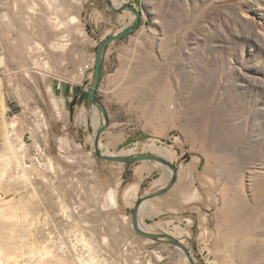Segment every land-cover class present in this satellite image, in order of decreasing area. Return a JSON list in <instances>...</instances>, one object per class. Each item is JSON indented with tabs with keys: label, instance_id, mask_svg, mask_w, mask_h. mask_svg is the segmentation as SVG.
Returning <instances> with one entry per match:
<instances>
[{
	"label": "rangeland",
	"instance_id": "rangeland-1",
	"mask_svg": "<svg viewBox=\"0 0 264 264\" xmlns=\"http://www.w3.org/2000/svg\"><path fill=\"white\" fill-rule=\"evenodd\" d=\"M120 2L141 18L103 55L112 124L101 148L155 143L178 167L175 186L141 207V226L197 264H264V47L248 37L264 38V0ZM132 20L101 0H0V264H188L131 226L136 198L169 171L96 158L97 113L71 125L48 96L77 81L85 106L97 47Z\"/></svg>",
	"mask_w": 264,
	"mask_h": 264
},
{
	"label": "water",
	"instance_id": "water-1",
	"mask_svg": "<svg viewBox=\"0 0 264 264\" xmlns=\"http://www.w3.org/2000/svg\"><path fill=\"white\" fill-rule=\"evenodd\" d=\"M101 1L105 3L106 6L115 14H120L123 12H128L132 14L133 20L128 26L124 27L118 33L106 37L96 49L93 77L88 90L87 104L88 106L93 107L97 111L100 123L98 129L94 132L93 138H91L92 133L90 132V138L92 139L91 151L96 158L103 160L105 162H112L123 165L137 163V162H154L166 168L169 171V179L165 185L157 189L147 191L136 198L131 213V226L133 231L139 237H142L153 243L170 246L175 250H177L178 252H180L182 256L187 260L188 264H197L189 248L186 247L181 241L177 240L176 238L168 234L151 233L149 231H146L139 222V214L141 207L146 202L165 195L175 186V184L178 181V167L174 165L172 162L160 156H157L153 153L109 154L103 151V149L101 148V144H100L101 135L109 126L106 110L96 97L98 86L101 80L103 54L109 44H111L114 41L120 40L123 37L129 35L131 32L135 31L140 24V18H141V12L135 9L131 4L121 3V2L115 3L113 0H101Z\"/></svg>",
	"mask_w": 264,
	"mask_h": 264
},
{
	"label": "crops",
	"instance_id": "crops-1",
	"mask_svg": "<svg viewBox=\"0 0 264 264\" xmlns=\"http://www.w3.org/2000/svg\"><path fill=\"white\" fill-rule=\"evenodd\" d=\"M128 37H130V34L127 35L125 38L123 37L124 39L122 38V39L114 41V42H121L123 40H126V38H128ZM103 61H104V59L102 58V65H103ZM84 69L86 70L87 67H85ZM101 72H102V69H101ZM71 82H73V85H75V86H73L72 84H69L70 86H68V87L65 86L64 89H62L61 88L62 87L61 83H58L54 89H52V88L48 89V92H49L48 96L49 97H53L54 102L56 103V106L54 107V109L52 111L54 112V110H56V111L59 110V111H61L64 114V116H66V113H64L63 111H66V109H68L69 110V116H70L69 120H70V124L71 125H74V123L77 120H79L78 118H80V116H82L83 113H84V118H85L87 124L88 123H89V125L90 124H94V122L96 121L95 116H96L97 111L93 107L88 106V104H87V96H86V100L84 101V105L85 106H82V102L83 101H82V95L80 97V92L82 91V93H83L84 90H82L80 87H78L75 84L77 81H71ZM67 85H68V83H67ZM99 93H100V89L98 88L96 97L101 102V104L103 105V107L106 110L107 117H108V122H109V126L108 127H110L111 124H112L111 113H110V110H109L106 102L100 97ZM87 95H88V93H87ZM74 98H75V101L72 103V100ZM164 102H165V99L163 100L162 103H164ZM97 118L99 119L98 113H97ZM90 132H91V130L89 131L88 135H89V139L91 141ZM103 136H104V132L101 135V140H100L101 146H102V144L104 142V137ZM143 170L144 169L139 170L138 173H142ZM131 187H135V190H136V186H131ZM126 192L124 194L125 197H126ZM127 198H130V197H126V199Z\"/></svg>",
	"mask_w": 264,
	"mask_h": 264
},
{
	"label": "bare ground",
	"instance_id": "bare-ground-1",
	"mask_svg": "<svg viewBox=\"0 0 264 264\" xmlns=\"http://www.w3.org/2000/svg\"><path fill=\"white\" fill-rule=\"evenodd\" d=\"M115 3H119L120 2V0H113ZM250 39H252L253 41H254V43L256 44V45H258V46H260L262 49H263V47H264V38H263V35L262 36H260V34L258 33H256L254 30H251L250 32H249V36H248ZM148 151L150 152V153H153V154H155V155H157V156H160V157H162V158H164V159H166V160H170L169 159V157L171 156V154H170V152H169V150H167L166 148H164V147H162V146H159V145H157V144H155V143H153V144H151L150 146H149V149H148ZM126 154H128V153H126ZM168 179H169V177H168ZM167 179V180H168ZM143 227V226H142ZM145 230L147 229V228H145V227H143Z\"/></svg>",
	"mask_w": 264,
	"mask_h": 264
},
{
	"label": "built area",
	"instance_id": "built-area-1",
	"mask_svg": "<svg viewBox=\"0 0 264 264\" xmlns=\"http://www.w3.org/2000/svg\"><path fill=\"white\" fill-rule=\"evenodd\" d=\"M3 57V49H2V45L0 43V60L2 59Z\"/></svg>",
	"mask_w": 264,
	"mask_h": 264
},
{
	"label": "trees",
	"instance_id": "trees-1",
	"mask_svg": "<svg viewBox=\"0 0 264 264\" xmlns=\"http://www.w3.org/2000/svg\"><path fill=\"white\" fill-rule=\"evenodd\" d=\"M126 165H128V164H126Z\"/></svg>",
	"mask_w": 264,
	"mask_h": 264
}]
</instances>
